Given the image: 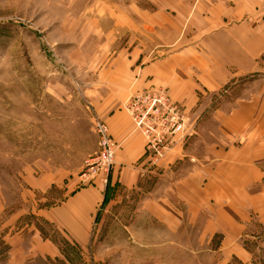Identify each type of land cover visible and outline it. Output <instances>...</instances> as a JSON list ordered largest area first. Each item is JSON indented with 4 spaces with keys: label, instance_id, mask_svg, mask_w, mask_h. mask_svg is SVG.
<instances>
[{
    "label": "rangeland",
    "instance_id": "obj_1",
    "mask_svg": "<svg viewBox=\"0 0 264 264\" xmlns=\"http://www.w3.org/2000/svg\"><path fill=\"white\" fill-rule=\"evenodd\" d=\"M130 1L0 0V264H210L215 257L220 238H199L210 214L197 213L185 189L187 160L143 172L133 189L115 184L104 199L80 193L100 119L87 89L134 49L136 34L118 23L117 10ZM229 96L217 101L230 103ZM188 132L169 140L164 156ZM144 154L157 165L145 140Z\"/></svg>",
    "mask_w": 264,
    "mask_h": 264
},
{
    "label": "crops",
    "instance_id": "obj_2",
    "mask_svg": "<svg viewBox=\"0 0 264 264\" xmlns=\"http://www.w3.org/2000/svg\"><path fill=\"white\" fill-rule=\"evenodd\" d=\"M117 11L134 49L87 89L118 142L111 183L96 179L80 193L104 199L115 184L133 189L143 172L187 160L185 189L196 212L210 214L199 238H220L210 264H264V0H131ZM239 77L249 81L234 98ZM160 87L182 104L191 135L154 166L123 102ZM225 96L232 101H217Z\"/></svg>",
    "mask_w": 264,
    "mask_h": 264
},
{
    "label": "built area",
    "instance_id": "obj_3",
    "mask_svg": "<svg viewBox=\"0 0 264 264\" xmlns=\"http://www.w3.org/2000/svg\"><path fill=\"white\" fill-rule=\"evenodd\" d=\"M125 110L134 131L144 138L146 150L152 153L153 161L163 158L169 140L187 131L185 112L165 88H149L134 93ZM94 131L97 148L85 158L81 178L87 182L98 179L107 184L118 143L111 138L104 121L96 119Z\"/></svg>",
    "mask_w": 264,
    "mask_h": 264
}]
</instances>
